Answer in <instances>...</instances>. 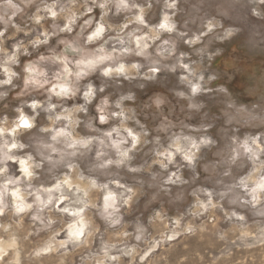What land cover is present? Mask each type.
<instances>
[{"label":"rangeland","instance_id":"374dc122","mask_svg":"<svg viewBox=\"0 0 264 264\" xmlns=\"http://www.w3.org/2000/svg\"><path fill=\"white\" fill-rule=\"evenodd\" d=\"M0 32V128L35 117L0 133V264H264V3L0 0Z\"/></svg>","mask_w":264,"mask_h":264},{"label":"clouds","instance_id":"9594fccd","mask_svg":"<svg viewBox=\"0 0 264 264\" xmlns=\"http://www.w3.org/2000/svg\"><path fill=\"white\" fill-rule=\"evenodd\" d=\"M257 2L258 3H264V0H257ZM101 7H103V5H101ZM169 7H175V2L173 4H171V5H169ZM47 11L53 17H55L57 15V13L52 10L51 6L47 8ZM88 11H91V9H88ZM251 14L253 16H255V17H260L261 16V13L256 8L251 9ZM13 15H15V13H13ZM41 18L42 17H40V16L35 17L36 22L39 23ZM165 19L167 20L168 17H165ZM74 20H75V17H73V20H71L69 23H73ZM85 23L89 24V23H91V21H86ZM160 27H162V28L167 27L169 30H172L174 25L161 24ZM65 30L71 31V28L69 27V24H65L64 27L60 29V31H65ZM103 31H104V29H103L102 26L97 27L96 30L92 33V35L88 37V39L91 40L93 37H99ZM229 34H231V33H229ZM2 35H3V32H0V36H2ZM47 42H48V34H44V39L43 40H40L39 38H37V39H35L33 41H30V43L33 45V47H36V46H38V45H40L42 43H47ZM21 47H23V45L21 43L13 45V49H14L13 53L11 55H9L7 57V59L4 61L5 67L3 68V71H4V74L6 76V79L0 80V85L11 84L13 77H15L17 75L16 72L12 71L6 65L9 62H11L13 64L18 63V60H17V57H16V50L20 49ZM23 51H24L25 55L28 54V49L26 47L23 48ZM41 59H43V57H41ZM26 71H28L29 73H35L36 75H41V76L43 75V73H36V69L34 67H31V66H28L26 68ZM66 71H67V69H65V72ZM85 74L86 73L81 72V73H78L77 76L79 78V76L85 75ZM108 74H109L108 70H105L104 71V75H108ZM30 83L34 84V85H37V86L41 85V82L39 80H37L35 78V76H33V75L29 76V78L25 81V85L27 86ZM70 91L71 90L65 84H55L52 87V89H50V93L54 94L56 96H67V95H69ZM3 95H7V93H0V96H3ZM93 95H94L93 85L89 84L87 86V90L83 93V99L85 100L86 103H90L92 98H93ZM28 107L32 108L33 111H35V109L40 107V103H39V101H33V102H31L28 105ZM54 107H55V105H52V104L49 103L48 106H47V110H51ZM80 110L81 111H85V112L87 111V109L84 108L83 106H81ZM16 111L19 113V116L17 118L15 126L12 127L11 129H9V128H0V133L15 134V132L17 131V128H19L20 126H24V127H31L32 126V122L34 121L35 117L27 116L24 113L23 109L20 108V107H18L16 109ZM65 118H67V117H65ZM57 119H59V117H57ZM100 120L103 123V122L106 121V117L101 115ZM113 131L115 132V131H117V129L114 128ZM129 135H131V133H129ZM53 139H56V137L53 136ZM135 142H136V139H135V137H133V143H135ZM253 143H255V140H253ZM5 147L6 148L9 147L7 141H5ZM10 147L11 148H24L25 145L16 142V143H12L10 145ZM124 155H127V152H125ZM187 158L188 157H186V159ZM4 159L5 160L17 159L18 163L20 165L21 171L23 172L25 177H31L34 174L31 171V169L33 167H36V168L40 167L39 164H33V158H32L31 155H28L27 157L21 159V158H18V157L9 156L7 153H5ZM168 160H169V162H171V156L170 155L168 156ZM0 172H7V167L5 166L4 168H0ZM9 182L14 183V181H9ZM56 187L59 188V185H57ZM5 190H7V184H5ZM13 195H16V193L14 192ZM24 207H28V205H25ZM18 210H20V209L18 208ZM64 211H68V209L65 208ZM80 211H83V209H80L79 211L74 212L73 214L74 215H79ZM70 227H74V226H70ZM83 227H84V225H83V223H81L80 229H77L74 233H72V235H75L76 237H79L80 232L83 229Z\"/></svg>","mask_w":264,"mask_h":264},{"label":"bare ground","instance_id":"6f19581e","mask_svg":"<svg viewBox=\"0 0 264 264\" xmlns=\"http://www.w3.org/2000/svg\"><path fill=\"white\" fill-rule=\"evenodd\" d=\"M168 48H169V47H168ZM24 129H25V128H21L20 130H24ZM76 226H77V225H76ZM69 228H70L69 231H68L69 233H74V232L77 230V229H75V228H73V227H72V228L69 227ZM78 228H79V227H78ZM68 232H67V233H68ZM81 233H82V232H81ZM82 234H83V233H82ZM70 235H71V234H70ZM73 236H74V235H73ZM67 237H68V236H67ZM79 237H80V236H79Z\"/></svg>","mask_w":264,"mask_h":264},{"label":"flooded vegetation","instance_id":"af4514ba","mask_svg":"<svg viewBox=\"0 0 264 264\" xmlns=\"http://www.w3.org/2000/svg\"><path fill=\"white\" fill-rule=\"evenodd\" d=\"M102 38H103V36H102ZM102 38H101V39H102ZM101 39L95 41L93 44L98 43ZM133 45H134V44H133ZM127 60H128V59H127ZM105 64H109V63H105ZM57 84H65V83L58 82ZM65 85L70 89V87H69L67 84H65ZM70 90H71V89H70Z\"/></svg>","mask_w":264,"mask_h":264}]
</instances>
